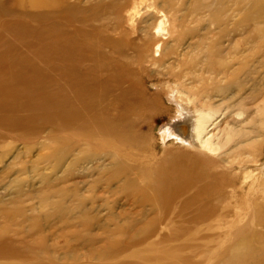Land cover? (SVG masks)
Listing matches in <instances>:
<instances>
[{
  "label": "bare ground",
  "instance_id": "1",
  "mask_svg": "<svg viewBox=\"0 0 264 264\" xmlns=\"http://www.w3.org/2000/svg\"><path fill=\"white\" fill-rule=\"evenodd\" d=\"M47 2L0 0V142L22 140L24 160L42 145L0 200V264H264V0ZM78 13L89 28L65 25ZM157 114L178 143L160 160ZM25 195L62 199L34 215Z\"/></svg>",
  "mask_w": 264,
  "mask_h": 264
},
{
  "label": "rangeland",
  "instance_id": "2",
  "mask_svg": "<svg viewBox=\"0 0 264 264\" xmlns=\"http://www.w3.org/2000/svg\"><path fill=\"white\" fill-rule=\"evenodd\" d=\"M34 2L37 5H34V3L31 0H13V3H12V0H10V3L13 4L15 8H18L20 10H27V11L32 12V13H38V12H42V11H46V10L51 9L47 0H35ZM93 2H95V1H93ZM81 5L85 6L86 4H81ZM83 15H84V13H78V15L71 16L73 19L69 20V21H65V23H66L65 25H68L72 29H75L76 27H81L83 29L89 28V25H85V24H81V23L77 22V20L82 18ZM53 20H54V22L59 21V19H57V18H55ZM31 23H32V25H35L36 27L42 29L45 26L44 23H46V20L32 21ZM94 23H98V22H94ZM178 69H181V68L178 67ZM147 85L151 86L150 87L151 91L153 90L152 88L155 87L154 84H152V82H148ZM167 102L169 103V101H167ZM171 103H169V104H171ZM173 112L174 111H172V113ZM161 116L162 115L159 116L158 114L155 115V117L153 118L154 126H153V129L151 130V135H152L153 139L156 141V146L153 148L156 160H160L163 157L165 147H172L174 149L178 148V146H177L178 143H172L173 142L172 139H170V141L162 139L164 127L169 125L171 121L168 120L169 117H167V116L161 117ZM237 117L240 119H244L246 117V114L243 112H239V114H237ZM131 128L134 129V127H131ZM145 131H146V128H145ZM69 133H71V132H69ZM72 133H75V137L77 138L76 139L74 137L76 145H78L80 143L81 144L86 143V140L88 138H86V137L84 138V136L82 137L80 135L79 131L74 129V130H72ZM17 139L8 138L6 141L0 142V200H5V203H11V201H13V197L16 194L17 183L15 181L18 177L17 172L19 170L25 168V167H28L29 169H31L32 163H33L32 160L35 159V154L40 151V148L42 146L41 144H36L35 148H33L30 153L28 151H27L28 153L23 152V155H25V157H24L25 160L22 158H15L14 156L19 151V148L22 149V151H24L23 150L24 149L23 141L19 140V139L17 140ZM104 139H107V137H104ZM114 141H116V140H114ZM49 143L51 144V147L45 148L44 150L42 149L43 152L50 151V150L54 149V147L56 148L58 145L55 142L54 143L49 142ZM116 143H118V142L116 141ZM71 145L72 144H70V146ZM92 148L90 149V152L96 153L97 150L95 148H93V149ZM106 152H108V150ZM106 152L99 151L98 153H100V155H102V154L104 155V153H106ZM26 154H29V155H26ZM12 157H14V158H12ZM238 158H236L237 161L235 160V163H234L235 167H237L240 164V162L242 161L241 157H238ZM48 164H49L48 162L39 163V167H45ZM80 167H82V166L79 164H75L72 166V169L78 171L81 169ZM65 168H66V166L63 169H65ZM22 177H24L25 180L23 181L21 188H23L25 191H28L30 188L31 189L32 188L33 189L41 188V186H42L41 185V179L39 177L35 176L34 172H31L28 176L23 175ZM96 178H99V175L87 177L85 179L86 183L81 184V185L83 187L85 186L84 189H87L88 186H90V184H92ZM77 180L81 181L82 178L79 177V178H77ZM248 180H251V179H248ZM70 183L72 184V182H67L66 184H70ZM96 190H97L96 194L101 195L99 197L98 203L106 201L107 203L106 202L105 203L108 206L110 204H112L114 206L116 204V201H120V203L112 210L113 213H115L116 211L117 212L121 211L122 205L125 204L127 206L128 201L125 198V196L120 195V194H116V195L109 194L107 192H104V190L100 186L97 187ZM99 190H100V192H99ZM84 192L86 195L85 197H87V198H91L92 195H94L93 192H91V191L86 192V190H85ZM24 198L26 199L25 200L26 202L24 201V205H26L28 208H30L31 205H35V206L40 205L41 206L38 208V210L35 212L34 215H41L42 213H44L46 210L49 209V206L45 207V205H44L45 201L47 199L49 201H54V202H57V201L60 202L62 199V197H59V196L54 197L51 195H50V197H49V195H46L43 197L38 196V195H33L32 197H29V196L27 197V195H25ZM72 199H73V197H69V200H71L69 202H72L73 201ZM88 201H90V199ZM107 205L97 206L94 209L95 213L99 212V215L101 217H106L109 214V212H111V210L108 208ZM3 214H4L3 212H0V218H2ZM28 214H31V212L28 211ZM58 228L60 229L61 226H58ZM47 230L50 231L52 229L47 228ZM195 242H197V241H195ZM9 260L14 261V262L20 261L19 259H5L4 261H9Z\"/></svg>",
  "mask_w": 264,
  "mask_h": 264
}]
</instances>
